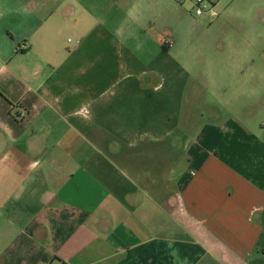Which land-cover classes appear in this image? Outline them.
<instances>
[{
  "label": "crops",
  "instance_id": "crops-1",
  "mask_svg": "<svg viewBox=\"0 0 264 264\" xmlns=\"http://www.w3.org/2000/svg\"><path fill=\"white\" fill-rule=\"evenodd\" d=\"M79 4L88 16L66 62L14 65L35 50L20 31L37 18L0 0V264H264V119L202 113L193 141L168 142L184 131L169 109L178 80L106 61L116 48L88 43L99 29ZM256 82L260 102L264 80L243 84Z\"/></svg>",
  "mask_w": 264,
  "mask_h": 264
},
{
  "label": "rangeland",
  "instance_id": "rangeland-1",
  "mask_svg": "<svg viewBox=\"0 0 264 264\" xmlns=\"http://www.w3.org/2000/svg\"><path fill=\"white\" fill-rule=\"evenodd\" d=\"M23 1L27 12L35 14L37 20H26L20 31L26 38L21 41L30 38L35 50L28 55L16 52L9 61L14 65L66 62L81 41V26L76 28V20L88 16L79 4L82 0ZM73 1L78 16H64L68 13L64 9ZM115 1L89 0L94 17H89L90 27L99 30L88 43L96 45L100 41L101 46L115 47L114 57L107 52L106 61L133 60L137 66L132 71L140 80L148 83L153 80L155 84L166 79L178 80V85L169 87L172 91L169 109L179 110L185 132L172 133L168 142L181 141L183 147L184 141H193L202 113L208 118L211 111H233L253 124L264 119V98L257 102L250 97L258 82L248 85L249 90L243 84L249 79L264 80V0H220V15L216 19L196 17L189 6H180L175 0H118L119 6H115ZM33 25L37 26L36 31ZM161 47L165 49L163 57L147 66L157 58V49ZM129 48L139 63L128 52ZM126 74L124 70L123 76ZM107 77L106 88L114 77L110 68ZM153 147L155 157L162 156L156 143ZM174 155L170 154L172 168Z\"/></svg>",
  "mask_w": 264,
  "mask_h": 264
},
{
  "label": "built area",
  "instance_id": "built-area-1",
  "mask_svg": "<svg viewBox=\"0 0 264 264\" xmlns=\"http://www.w3.org/2000/svg\"><path fill=\"white\" fill-rule=\"evenodd\" d=\"M180 6H189L196 17L216 19L220 15V0H175Z\"/></svg>",
  "mask_w": 264,
  "mask_h": 264
}]
</instances>
